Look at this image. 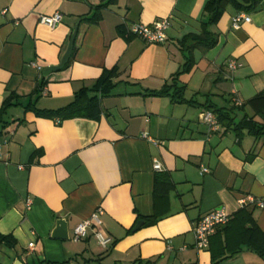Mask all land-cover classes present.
<instances>
[{"label":"crops","instance_id":"obj_1","mask_svg":"<svg viewBox=\"0 0 264 264\" xmlns=\"http://www.w3.org/2000/svg\"><path fill=\"white\" fill-rule=\"evenodd\" d=\"M207 1L115 0L93 24L84 19L108 0H0V111L11 100L0 116V235L14 240L0 241V264H212L211 253L226 249L227 256L237 247L219 264H264L247 244L237 245L238 226L218 228L206 250L194 246L203 216L223 209L231 221L247 198L255 200L245 207L264 234V207L256 204L264 203V138L224 128L209 134L202 122L209 105L234 107L235 124L253 117L246 103L264 92V0L239 29L231 27L237 12L230 6L208 28L216 45L194 50L193 69L179 77L185 103L152 95L182 69L178 43L200 33ZM56 13L62 20L54 29L39 24ZM163 19L170 24L163 44L128 35L135 24ZM75 26L69 64L44 77L59 65ZM228 60L241 67L229 72ZM104 70L115 77L100 100V119L58 124L53 113L81 89L90 91ZM154 160L161 171L153 170ZM158 173L173 186L156 203ZM98 209V230L111 240L105 248L92 231L73 238ZM154 215L158 222L145 226L142 218ZM58 219L67 221L68 240L51 238Z\"/></svg>","mask_w":264,"mask_h":264},{"label":"trees","instance_id":"obj_2","mask_svg":"<svg viewBox=\"0 0 264 264\" xmlns=\"http://www.w3.org/2000/svg\"><path fill=\"white\" fill-rule=\"evenodd\" d=\"M114 1L115 0H108V2L102 3L97 7V12L93 15V17L86 18L84 20L93 24L98 23L101 19L99 11L106 6L113 4ZM256 3L257 0H208L203 8V15L207 18V20L201 24L200 33L188 34L184 36L183 39L178 43L180 51L184 56V64L182 65V69L172 76L170 83L166 84L161 91L154 92L152 95L167 96L170 97L174 102L185 103V100L183 99L184 87L179 85V77L189 73L193 69L195 65L193 58L194 50L211 49L216 45V37L208 30V28L218 24L228 6L232 7L237 13H248L252 10ZM125 32V29H120V33L125 34ZM68 64L69 62L66 64V66ZM114 77L115 71L104 70L90 91L87 89H81L75 93L74 100L69 106L53 113L54 115L60 117V120L57 123L59 124L65 119L75 117L92 118L98 121L102 115L100 100L101 98L107 96L113 89L114 84L112 83V80ZM10 102L11 100L8 99L3 103L0 116L5 114L6 110L10 106ZM246 106L252 110L253 117L248 118L245 116L238 124L234 123V107L226 110L217 109L214 106L209 105L208 107H205V111L212 112L217 117L220 127L224 128L225 131L232 130L238 135L246 131L256 139L264 138V92H260L255 95L246 103ZM244 107L245 106H242L240 109L243 110ZM40 114L49 116V114L52 113H38V115ZM256 118L258 120H256ZM172 186L173 185L168 174L158 173L155 176L153 194L156 203L160 198H166ZM142 219L145 222V226H152L159 220L156 215ZM233 225L236 227L238 226L240 231L237 245L239 246L240 244H247L261 257H264V234H262V232L258 229L255 221L252 218L251 211L247 207L240 209V211L235 214L232 220L225 225L226 228L224 230L232 227ZM0 241L10 246L14 245V240L11 238V236L0 235ZM210 244L211 241L209 245ZM238 250L239 247H237V250H229L227 256L225 253L226 249L223 250L219 255L211 253V263L219 264L223 260L232 258L239 252Z\"/></svg>","mask_w":264,"mask_h":264},{"label":"built area","instance_id":"obj_3","mask_svg":"<svg viewBox=\"0 0 264 264\" xmlns=\"http://www.w3.org/2000/svg\"><path fill=\"white\" fill-rule=\"evenodd\" d=\"M61 20L62 15L56 13L53 16H40L39 24L49 29H54L61 22ZM250 21L251 19L246 13H236L232 17L231 27L236 30L239 29L241 25L250 23ZM169 28V21L167 19H163L155 21L151 25L135 24L128 30V35L137 37L147 44H163L167 39L166 33ZM33 66L38 71H41V67L38 65L34 64ZM225 67L229 72L233 73L239 69L241 65L234 60H228L225 63ZM234 102L236 107L243 106V104L238 100H235ZM202 122L206 126L209 134L215 133L221 129L217 117L212 112H205L202 117ZM153 170L156 172L162 170L160 163L156 160L153 161ZM201 173H208V170L202 168ZM239 204L243 208L248 204H255V200L247 198L239 201ZM256 204L261 208L264 207V203L257 202ZM101 214L102 210L98 209L95 213H93L90 219L78 224L73 231V238L76 241L83 240L87 237L88 232L92 231L99 245L105 248L111 240L104 237L98 230L101 224ZM229 220L230 216L223 209L214 210L203 216L194 228V246L196 250L203 251L208 249L210 238L215 234L218 228L225 226ZM28 248L32 249L33 244H29Z\"/></svg>","mask_w":264,"mask_h":264},{"label":"water","instance_id":"obj_4","mask_svg":"<svg viewBox=\"0 0 264 264\" xmlns=\"http://www.w3.org/2000/svg\"><path fill=\"white\" fill-rule=\"evenodd\" d=\"M77 29L78 27L75 26L74 27V31L72 33L70 42L68 44L67 50L65 52V54L63 55L60 63L58 66L55 67H49L47 68L44 73L43 76L46 77L48 76V74L52 73V72H56L61 70L69 61L72 51H73V47H74V40L77 34ZM143 225L142 222L138 223L134 230L139 229L141 226ZM51 238L53 239H61V240H68L69 237V231H68V225H67V221L65 219H58L55 223V227L54 230L51 233ZM16 264H20L19 262H17Z\"/></svg>","mask_w":264,"mask_h":264}]
</instances>
